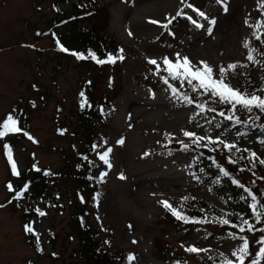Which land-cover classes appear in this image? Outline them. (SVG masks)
Returning a JSON list of instances; mask_svg holds the SVG:
<instances>
[{
  "label": "rangeland",
  "instance_id": "rangeland-1",
  "mask_svg": "<svg viewBox=\"0 0 264 264\" xmlns=\"http://www.w3.org/2000/svg\"><path fill=\"white\" fill-rule=\"evenodd\" d=\"M97 1L107 4L111 17L107 24L103 19L105 30L123 50L120 68L113 71L78 66L75 57L63 61L54 56V39L45 30L51 18L60 16L62 9L67 10L68 2L0 0V124L13 111L26 114L27 119L21 124L28 135L14 136L13 147L10 146L18 172L32 162L51 170L61 168L73 155V148L82 147L83 125L78 122L76 109L81 92L87 90L98 103L108 97L110 119L102 124L103 138L91 155L98 161L95 175L103 182L102 197L93 198L90 204L99 236L108 241V246H118L128 255L133 254L136 259L131 264H205L200 253L185 251L188 246L209 248L222 261L223 253L233 264H238L231 253L242 243L240 237L244 233L232 228V232H237L235 239L213 233L207 240L202 229L180 230L176 224L166 222V213L174 216L160 203L166 200L193 218L188 203L197 199L221 209L226 218L231 209L216 189L218 177L196 174L186 167L190 152L178 150L165 156L151 151L160 144L190 143L183 136L184 130L235 143L240 149L229 152L223 151L219 143L209 145L218 149L215 156L219 160L225 156L244 158L249 152L264 159V144L254 142L253 133L243 136L235 129L221 133L197 118L195 106L173 95L161 79L167 73L154 74L155 66L148 59H156L163 69L164 57L175 62L179 54L195 66L206 62L213 68L214 78H219L220 68L235 64L236 68L225 72V82L252 93L254 80L261 84L260 72L264 68V26L260 29L252 26L264 21L261 0H190L200 7L195 14L192 8L191 11L186 8V0ZM178 10L190 12L198 18V23L183 19L171 28L172 35L161 24L166 23V18L175 17ZM212 19L216 21L214 25L209 23ZM152 20L161 24L150 23ZM249 49L255 50L253 61L247 59ZM168 80L177 90L181 87L179 81L170 77ZM93 129L101 128L94 124ZM13 135L0 137V264H72L69 254L76 245V238L69 234L72 205L68 198H74L72 184H60L61 206L52 205L46 215H36L27 222L39 233L40 243L36 241L35 249L25 236L23 211L13 208L15 196L7 187L16 179L12 177L13 182H8L11 166L3 140ZM121 140L124 142L118 143ZM109 148L111 167L99 159V154ZM242 169L241 176L247 177V183L260 182L264 186L263 173L256 175ZM101 173H105L103 178ZM36 207L41 208L39 202ZM238 219L241 221L240 216ZM261 223L264 227L262 217ZM219 229L213 230L223 234ZM48 231L54 234L53 245L47 240ZM260 238L251 236L253 246L244 264H251L253 259L264 264V256L256 257L264 246L257 243Z\"/></svg>",
  "mask_w": 264,
  "mask_h": 264
},
{
  "label": "trees",
  "instance_id": "trees-1",
  "mask_svg": "<svg viewBox=\"0 0 264 264\" xmlns=\"http://www.w3.org/2000/svg\"><path fill=\"white\" fill-rule=\"evenodd\" d=\"M54 2L56 4L68 2L69 5L67 10L62 9L60 12L62 15L60 14V16H53L54 18H51L50 25L45 30L54 39V56L63 61L69 60L70 57H75L74 59L78 66L82 65L89 69L94 67L100 71L105 69L113 71L114 69L120 68V59H117L115 63L95 64L91 58L80 60L71 54L72 52H78L87 55L88 51L92 50L100 59H106L108 54H120L118 44L115 43L113 36L110 37L108 35L105 30L106 25L103 23V19L107 24L111 17V13L107 9V4L97 0H54ZM184 12L182 10V13ZM89 13L91 14L89 15ZM185 16V14L183 17H176L175 15L176 19L168 27L172 28L178 25ZM165 29L167 28L164 27ZM57 39L69 49L68 52L59 50L56 44ZM260 77L262 80L261 84L257 85L254 80L252 93L255 92L257 95L264 96V91H261V89H264V68L260 72ZM112 78L114 79V75H112ZM237 88H239V85ZM83 93L84 99L87 100L90 106L82 108V98L76 104L78 111L77 119L83 125L82 147H74L73 155L64 161L61 168L51 170L49 167H40L34 162L26 163V166L19 172L20 175H12L9 177L16 179L11 192L13 196H15L17 190L22 192L19 199L12 198L14 202L13 208L23 211V218L27 224V222L29 223L38 214L36 210L39 208L36 207V203L39 202L40 210L44 212H47L48 209L53 207L52 205L59 204L61 206L63 204V197L60 195V184L68 185L67 183H70L73 187L72 193L74 194V198H68L72 205L69 221L72 233L69 232V234L72 238H76V245L69 254L73 259L72 264H129L126 259L128 252L120 249L118 246H108L105 240L99 236V227L93 224L91 218L90 204L93 203V198H101L103 194V182L95 175L98 161L94 160L91 155L93 145H97L98 141L103 138L104 130L102 129V124H105L110 119L111 111L110 107L106 105L109 102L107 101L109 99L108 97L102 98V103H98V101H94L90 97V93L87 90ZM178 93L187 94L193 100L192 104L195 106V114H197L200 120L203 119L206 124L210 125V127H215L219 132H224L225 134L233 129L242 133L243 136L253 133L252 140L264 144V113H260L258 109L253 108L250 113L246 109L237 106L236 109L231 110V105L221 104L219 99L212 97L210 93L201 94L202 90L193 92L190 85L179 87ZM199 104L205 105L204 112L199 111L197 107ZM208 108H213L215 111H208ZM220 112H224V116L219 115ZM11 115L17 119V123L19 122L18 125L21 127V132H26L24 126L21 124L27 121L26 114L20 113V111H13ZM228 116H232L233 119H226ZM256 116H260V119L256 120ZM236 119H239L241 123H235ZM94 124H98L99 128H101L100 131L93 129ZM75 133L77 132L75 131ZM20 135L21 133H14L13 136L4 139L3 143L13 146L11 144L12 139H14V136L18 137ZM76 139H80L79 135ZM187 144L190 145L188 151H184L180 143L170 142L167 145L160 144L157 149H153L151 152L165 156H170V154L178 150L180 152H190L192 154L190 156L191 159L185 163L186 167L193 170L196 174H204L205 176L216 175L218 177V186L216 189L219 190L220 198H222L224 204L231 209V212H228L226 215V219L230 223L228 225L219 223V219L223 217V211L216 206L214 207L197 199L189 201L190 203H188L193 211L191 216H194L193 218L198 221L204 222L184 223L167 213L165 221L176 224L180 230L194 231L195 229H202L204 231L202 236L208 240V238H212L213 233L225 237L233 233L237 235V232H232L231 229L238 228H234L231 225H239L241 221L238 217L240 216V218L247 219L249 224L254 226L253 231L241 232L244 233L242 237L249 241L250 249L253 246L251 236L257 235L259 238L264 236V232L260 231L264 227L261 225V221L259 223L256 221L249 207L253 201L245 189L250 190L257 197L258 210L264 211V186L260 182L247 183V177L241 176V169L244 168L250 173L261 175L262 173L264 174V165L260 164L257 160L253 168L248 158L249 155H245L244 158L235 156L234 159L231 157L237 162L230 163V156H225L221 160L217 159L215 154L219 153L218 149L214 148V151H210L209 147H197L196 145H192L191 142ZM84 157H87V160ZM36 168H39L40 171H37ZM221 168L228 172L227 176L220 171ZM45 171L50 174L45 175ZM234 180L238 181V183H233ZM25 184L28 185L26 191L24 190ZM233 213L234 216H232ZM216 227H219L224 233L221 234L220 231L216 233L213 230ZM25 236L36 249V235L26 232ZM53 236L54 234L50 231L47 232V240L51 245L54 242ZM200 254L205 264H222L220 256H216L215 252L209 248L203 253L200 252Z\"/></svg>",
  "mask_w": 264,
  "mask_h": 264
},
{
  "label": "snow or ice",
  "instance_id": "snow-or-ice-1",
  "mask_svg": "<svg viewBox=\"0 0 264 264\" xmlns=\"http://www.w3.org/2000/svg\"><path fill=\"white\" fill-rule=\"evenodd\" d=\"M188 7H192L190 4ZM261 8H264V0H261L260 4ZM227 11V8L224 9ZM91 13H89L90 15ZM182 15V11L178 10L176 13V17ZM199 15L204 17L205 13L199 12ZM176 17H171V18H166V23L161 24L160 21L152 20L150 23L153 24H161L162 27L167 28L168 25H171L173 21L176 19ZM210 24H215L216 21L214 19L209 21ZM245 23L247 24L248 21L246 20ZM256 29H260L262 26H264V21H257L255 25H252ZM209 32H211V28H209ZM39 35V33H38ZM55 35V34H53ZM131 35V33H129ZM257 39H260L259 36H257ZM56 44L59 48L60 51L62 52H68L69 49H67L59 39L56 40ZM244 46L248 48V43L245 42ZM120 54L119 55H113V54H108L106 59H100L97 57V54L89 50L87 55L83 53H78V52H72L71 54L76 56L77 59H87L91 58L92 60H95L99 64H104V63H115L117 59L122 60L124 57L122 55L123 50H119ZM254 49H249L247 59L249 61L254 60L253 52ZM148 63L152 64L155 66V73L154 74H159L161 71H164L167 73V77L161 76V79L165 84L169 85V88L171 89L173 95H179L180 98L188 104H192L193 100L189 98L187 94H179L178 90L176 87H173L171 84H169L168 78L170 77L172 80L179 81L180 86L183 87L184 83L187 82L188 85L191 86L192 91L196 92L198 90H202L201 94H211L212 97L218 98L219 102L221 104H228L231 105V110H234L237 108V106H240L241 108L246 109L248 112H252L253 108L258 109L260 113H264V96L257 95L255 92L253 93H247L246 91H241L239 88H235L231 86L230 84L225 82V72L227 70H231L236 68L235 64H229L227 66V69L225 68H220L219 69V78H214L213 77V68L210 67L206 62H201V66H195L192 64V62L189 60L187 57L181 58L179 54H177V58L175 62L170 60L168 57H164L162 60L163 64V69H161L160 63L156 59H148ZM195 81V83H193ZM261 91H264V89H261ZM81 107H86L90 106L87 102L86 99H84V93L81 92ZM199 108L200 112L205 111V105L204 104H199L197 105ZM208 111H215L213 108H208ZM219 115L224 116V112H220ZM234 115V113H233ZM226 119H233L232 116L226 117ZM256 120L260 119V116L255 117ZM235 123L239 124L241 121L239 119L235 120ZM21 131V128L17 127V119H15L12 115L7 116V118L3 121L2 124H0V137H5L9 133H18ZM25 135H28L27 133H24ZM183 136L190 139L192 145H196L197 147H206L208 148L209 145L219 143L220 145H223V148L225 150H228L229 152L232 149H236V151H240V149L237 147L235 143H228L223 139L217 138V140H213L210 136H201L197 135L193 131H183ZM29 139H33L31 136L28 137ZM204 141H207V143H203ZM35 143L36 141L33 140ZM124 141H118V143H123ZM181 144V147L184 151H188L190 148V145L187 143H184L183 141L179 142ZM5 149H6V155L7 159L10 163L11 170L13 175H20V173L17 170V163L13 159V154H12V149L8 144H5ZM98 147V145H93V150H95ZM210 151H214V148H209ZM112 150L109 148L102 153L99 154V159L103 161L105 164H107L109 167H111V164L109 163V153ZM244 151H248L245 149ZM145 155H148V153H145ZM243 158V157H242ZM251 166L254 168L255 167V161H259L260 164L264 165V159H260L259 157L256 156V153L254 152H249L248 156ZM85 160H87V157H84ZM229 162L230 163H236L237 161L233 160L231 157H229ZM35 167V165H34ZM37 171H40L39 168H36ZM243 170V169H241ZM220 171L227 176L228 172H226L223 168L220 169ZM45 175H49L47 171L44 173ZM105 173H101V178ZM123 178V177H121ZM233 183H238V181L234 180ZM7 187L11 191L13 186L11 184H8ZM28 188V185H24V190L26 191ZM245 191L248 192V195L251 197L253 203L249 205V207L252 210V213L254 217L256 218V221L259 223L261 221V217L264 216V211L258 210V202H257V197L248 189H245ZM22 195V192L17 190L15 192V197L16 199H19ZM187 199V198H185ZM161 205L169 210L172 215L179 221H183L184 223H202L204 221H198L195 218H190L186 215H184L181 211L177 210L175 207H173L168 201L162 200ZM38 212L39 216H44L46 213L40 209L36 210ZM219 223L223 225H228L230 221L226 218L221 217L219 219ZM234 228H238L240 232H245V231H253L254 226L249 224V221L247 219H244L241 217V223L239 225L237 224H232L231 225ZM131 227V226H129ZM25 231L29 233H33L37 237V244L39 245L40 240H39V234L35 233L33 227L31 224L25 226ZM261 232H264V229H260ZM231 238L235 239V234H230ZM240 240H242V243L231 253L233 257L236 258V261L238 264H244L245 257L249 255V241L244 238L240 237ZM105 243H108V241H105ZM133 243H136L134 240ZM257 243L264 245V236H261L260 240L257 241ZM38 250H41L38 248ZM185 251L190 252V253H200L207 251V249H202L198 248L195 246H188L185 248ZM221 256H223V261L222 264H233V261L226 256H224L223 253H221ZM264 256V246H262L259 251L256 253V257H261ZM127 261L129 264H131L132 261L136 259V257L133 254H129L127 256ZM179 264V262H178ZM251 264H259V259H253Z\"/></svg>",
  "mask_w": 264,
  "mask_h": 264
}]
</instances>
